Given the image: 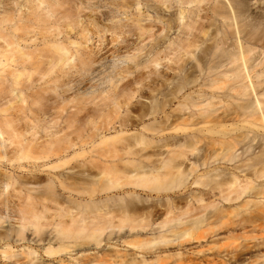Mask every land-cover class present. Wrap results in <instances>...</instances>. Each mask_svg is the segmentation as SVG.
I'll list each match as a JSON object with an SVG mask.
<instances>
[{
  "label": "bare ground",
  "instance_id": "obj_1",
  "mask_svg": "<svg viewBox=\"0 0 264 264\" xmlns=\"http://www.w3.org/2000/svg\"><path fill=\"white\" fill-rule=\"evenodd\" d=\"M59 1L0 0V70L10 67L8 85L0 78V99L14 98L0 105V264H53L57 254L77 253L79 246L89 243L77 238L92 239L97 251L72 258L76 264H155L170 258L177 264H264V237L252 235L256 227L264 235V226L254 224L264 220V144L249 152L255 137L250 133L264 130V13L252 11L249 0H154L159 23H163L161 6L169 10L175 3L176 9L167 15L168 27L195 37L193 30L200 32L206 26L203 34L209 32L213 41L201 49L218 52L206 71L210 82H203L195 96L186 95L191 97L189 104L176 106L179 114L173 120L183 132L188 130L186 134L154 138L140 131L122 137L123 129L141 123V117L119 116L116 127L109 122L104 126L105 122L87 128V114L97 109L77 107L65 115L66 127L72 130L41 135L44 114L53 110L58 115L50 114L49 122H62L61 112L66 110L37 105L41 91L25 98L18 86L35 72L44 77L55 66L69 65L71 58H77L81 71L89 65L77 50L72 53L53 41L48 46L53 57L47 72L39 64L24 66L30 56L20 41L27 34L41 37L48 17L57 15ZM60 16L64 19L69 13L61 11ZM64 29L69 33L71 25ZM108 33L113 42L125 31L117 27ZM98 39L103 41L100 35ZM19 65L20 70L15 68ZM220 79L225 84L217 85ZM38 87L54 93L59 88L47 82ZM135 90L142 92L140 87ZM225 97L236 102L222 106L220 98ZM16 102L21 104L14 107ZM67 102L81 101L71 97ZM130 108L137 110L138 105ZM233 118L244 129L240 135L232 136L236 128L226 124ZM169 120V115L163 118L166 125ZM194 127L204 134L201 147L196 146ZM212 129L220 136L211 139ZM111 131L115 134L109 136ZM242 142L247 146L239 150ZM203 179L212 182L204 184ZM188 187L201 188L184 190ZM170 193L175 194L172 199L167 198ZM151 194L155 198L148 197ZM238 213L239 220H230ZM235 230L242 236L231 234ZM221 231L234 240L227 244L215 240L207 250H184L190 242L208 241ZM14 243L21 248L14 250ZM100 246L110 251L108 260L98 257ZM129 247L138 253L126 260L119 253ZM171 247L176 250L167 253ZM205 251L212 256L194 257ZM147 253L154 259L145 260ZM58 264L67 263L58 259Z\"/></svg>",
  "mask_w": 264,
  "mask_h": 264
},
{
  "label": "rangeland",
  "instance_id": "obj_2",
  "mask_svg": "<svg viewBox=\"0 0 264 264\" xmlns=\"http://www.w3.org/2000/svg\"><path fill=\"white\" fill-rule=\"evenodd\" d=\"M59 2H62V5L55 11L57 15L48 17L41 28V37L38 39L32 38L27 34L20 41V48L30 56L24 66L28 67L31 63V66L39 64L41 71L47 72L50 66L49 61L53 57V53L48 46L53 41L66 46L72 53L77 50L79 57L88 60L89 65L86 71H81L78 69L77 58H71L69 65L55 66L44 77L35 72L27 83L18 86L22 89L25 98L33 97L36 91H41L42 96L38 99L37 105L51 104L58 112V108H65L66 110L61 112V115H63L62 122L59 119L55 123L49 122L50 114L52 116L58 115L53 114V110H50L51 113H45V123L41 125L45 129L39 128V133L45 135L51 131L65 132L72 130L73 127H66L65 115H69L71 112L76 111L77 107H81L97 109V112L87 114L86 120L89 121L87 128L102 127L103 125L99 126V124H104L105 122L107 123L104 126L108 122L109 124H114L119 116L133 115L136 118L141 117L142 122L132 127H125L122 137H128L140 131L145 136L154 138L186 134L188 130L183 132L182 128L176 126L173 120L175 115L179 114L176 106L179 103H182V106L189 104L191 97L188 99L186 95L195 96L203 82H210L207 81L206 71L208 67L213 65L218 54L214 49H208L206 52L201 49L203 44H211L213 41V38L209 39L211 37L209 32L203 34L207 30L206 26H203L204 29L200 30V32L193 30L194 33L197 32L195 37L179 34L178 31L174 33L173 27H168L167 15L176 9L177 5L175 3L169 10L164 9L165 5L161 6L163 7L161 10L163 23H159L153 13L154 0H61ZM249 3L252 11L264 13V0H249ZM121 4H126L127 7L121 9L119 8ZM61 11L69 13V16L64 19L60 18ZM42 14L45 16V10H42ZM65 24L71 25L69 33L64 29ZM193 25L197 26L198 22ZM117 27L125 31L124 36H120L117 41L110 42L108 40L110 39L108 32L112 31V29H117ZM260 31L258 30L257 33ZM98 35L103 38V41L100 42L101 39H98ZM188 42H191V45L183 48L182 46ZM168 43H170V46L167 45ZM22 67L23 65L15 66L18 70ZM9 70L10 67L6 68L4 72L0 70V78H3L4 86L8 85L7 79L10 77L7 76V73ZM43 82L55 83L59 88L54 93L49 87H38ZM64 84L67 85L63 86ZM125 84H127L126 87L124 86ZM223 84H225L223 79H220L219 83H217V85ZM26 86H28L27 89L25 88ZM67 86H70V89H67ZM139 87L142 90L141 93L135 90V88ZM262 87L264 88V84ZM175 93L178 94L175 95ZM71 97H78L81 102L77 104L76 102L68 103L67 101ZM8 99L11 102L14 100L13 97L8 96L5 99H0V105L4 106L5 101ZM235 102L227 97L220 98L222 106H233ZM20 104V102H16L13 106L16 107ZM132 104L138 105V109H131L130 106ZM83 110L81 109L79 112H84ZM167 115L172 118L171 121H168V125L163 122V118ZM226 124L228 128H236L231 132L232 136L240 135L244 131L237 118H233ZM143 125H148V128L143 129ZM114 126L116 127L117 124H114ZM198 126L196 125L195 127ZM195 127L193 135L199 139L196 146L201 147L203 143L201 139L204 138V134L196 131ZM240 127L242 130L238 129ZM256 131L250 133V135L253 134L255 137L252 145L249 146V152L253 149L257 151L260 146L263 147L264 130L258 128ZM260 132H263V135ZM114 134L115 132L111 131L108 135L112 136ZM208 136L214 139L220 134L216 129H212ZM246 146L247 144L242 142L237 147L240 150V148ZM202 181L204 184L212 182L210 179H203ZM173 185H170V187H173ZM174 188L173 190L177 191L180 187ZM200 188L188 187L184 190L194 191ZM173 195L175 194L170 193L167 198L172 199ZM148 197L155 198L154 194ZM179 208V210L184 209L182 206ZM239 219V213L230 218L232 221ZM12 224L13 221H11ZM254 224L264 226V220L262 223L256 221ZM247 229L249 230L250 228ZM47 231H49V228ZM231 234L242 236L239 230H235ZM252 235L256 238L264 237L263 232L258 231L257 227L252 232ZM77 239L89 241V243L79 246L76 249L77 253L72 251L71 255L65 252L57 254L53 264H58V259L64 260V263L67 264H76L71 261L72 258H79L81 254H84L81 257L85 258L87 253L97 251V249H94L92 239ZM215 240H218L219 243L227 244L234 239L229 238L227 234L221 231L214 238H209L208 241L205 239L200 241V243L196 241L190 242L185 245L184 250L187 252L207 250ZM11 246L14 250L21 248L17 243L11 244ZM101 248L102 246L98 249L101 250ZM124 249L125 251H121L119 254L126 260L131 253H138L131 247L121 248V250ZM175 250V247H171L167 253ZM189 255L191 254L189 253ZM110 256V251L106 249L101 250L98 255L102 260H108ZM211 256L210 251H205L203 255L198 254L194 257L210 258ZM154 257L155 255L152 253L144 255V259L147 261L153 260ZM188 259L191 258L188 257ZM21 260L24 259L21 258ZM9 264L13 263L10 261ZM155 264H177V261L172 258L162 259V261ZM184 264L189 263L185 262Z\"/></svg>",
  "mask_w": 264,
  "mask_h": 264
}]
</instances>
